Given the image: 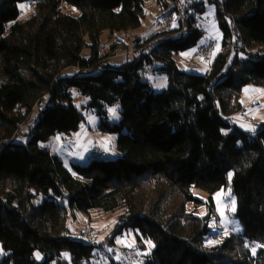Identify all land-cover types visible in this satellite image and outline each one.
I'll return each mask as SVG.
<instances>
[{"label": "trees", "instance_id": "trees-1", "mask_svg": "<svg viewBox=\"0 0 264 264\" xmlns=\"http://www.w3.org/2000/svg\"><path fill=\"white\" fill-rule=\"evenodd\" d=\"M168 1L156 4L163 9ZM215 2L222 39L210 70L197 75L173 59L202 41L191 28L135 36L143 55L118 66L108 61L119 55L116 45L100 52L112 32L141 26L145 0H0V264H117L110 250V260L95 259L96 241L63 234L69 217L93 209L118 212L114 235L132 229L134 247L153 241L145 264H264V248L249 247L264 244V122L248 131L227 117L242 110L245 85L264 86V0ZM19 4L31 5L32 14L21 18ZM240 43L256 51L241 47L240 56ZM155 63L168 77L160 92L142 81V70ZM73 87L90 98L101 130L117 135V157L68 168L41 147L83 121ZM116 102L121 118L112 124L105 108ZM37 105L28 141L14 143ZM231 171L240 229L213 241L211 217L203 222L187 204L201 203L193 187L212 201Z\"/></svg>", "mask_w": 264, "mask_h": 264}, {"label": "rangeland", "instance_id": "rangeland-1", "mask_svg": "<svg viewBox=\"0 0 264 264\" xmlns=\"http://www.w3.org/2000/svg\"><path fill=\"white\" fill-rule=\"evenodd\" d=\"M208 5H212V8H209ZM215 5L216 2L214 0L207 3V12L214 17L213 21L209 25V32L219 43L222 39V31L218 26V18L215 15ZM61 6L68 14L73 16L80 15V11L69 3H62ZM19 7H21L23 11L21 18H26L32 14L31 5L19 4ZM160 9L161 8L158 7L155 0H145L144 16L141 19V26L133 31L134 36L141 37V40H144L160 30H177L175 25L172 28H160L154 24V16L160 11ZM204 39L205 37L203 36L202 40ZM86 41L88 42V40ZM104 42H107V40L104 39ZM241 47L245 48L248 52L256 51V48H247L240 43L238 50H236V53L240 56H243ZM218 49L219 48L217 47L216 51ZM109 50L110 48L102 53L107 54ZM126 52L127 51L123 49L118 51V54L122 53L121 55H114L113 57L109 56V64L111 66H118L127 59H130L132 55H128ZM82 54L86 56L88 54V48L85 47ZM212 58H202L196 53L194 46L187 50L179 51L173 54V59L179 70L197 75H204L208 72V70H210ZM156 66H158V64L155 63L146 67L150 68L151 72L143 76L142 81L148 83L155 92H160L167 87L168 77L164 73L153 70ZM71 72L72 69H68L66 73L69 74ZM71 96L74 106L83 116V121L81 122L79 128L68 133H56L47 141L41 142V147L48 149L52 155L57 156L68 168H71L73 164L83 166L90 162L91 156L89 155V151L94 140L99 142L111 158L117 157L119 155V151L116 147L117 135L115 133H109L101 130V116H99L94 109L88 107L90 98L81 94L77 87L71 88ZM238 99L243 108L238 115L232 119V121L243 130L252 131L256 129L264 122V86L249 83L242 88ZM42 105L35 106L33 111L28 115L29 121L19 127L14 143L24 144L28 141L29 136L26 132L28 131L29 125L33 123L34 120H38V111L41 109ZM105 109L107 113L106 118L110 123L113 124L120 121L121 104L119 102L107 105ZM112 110L115 111L113 112ZM242 115H246L250 121L248 123L243 122ZM232 176L233 172L231 171L228 174V185L212 194L216 205L214 212L222 223L226 222V217L224 216L225 210L229 208L230 211H234L236 206L235 198L230 187ZM191 191L194 197L201 200V203L196 205L193 202H189L187 204L188 210L193 211V213L198 216H205L207 211L206 206L210 199L209 193L196 187H193ZM117 213L118 212H101L93 209L90 210L89 213H77L75 218L69 217L67 221H72L75 224V227H83L86 224L95 227L98 231V234L95 237L96 243H99L106 250L112 251L113 249H118L122 246H127L128 244V246H133V243L135 242V233L132 229L124 230L122 233L114 235ZM215 214L211 216L209 221V226L211 228H213L215 224ZM235 227L237 230L240 229V226H236V224ZM69 234L76 236L77 238H82V236L78 234V231L75 229H72ZM113 237L114 241L111 242ZM145 243L147 248L144 252L150 253L154 248V243L152 240H145ZM94 252H96V249ZM5 253L6 252L3 250L0 242V258ZM36 258L41 259L42 255L40 253H36ZM115 258L118 259V257Z\"/></svg>", "mask_w": 264, "mask_h": 264}, {"label": "built area", "instance_id": "built-area-1", "mask_svg": "<svg viewBox=\"0 0 264 264\" xmlns=\"http://www.w3.org/2000/svg\"><path fill=\"white\" fill-rule=\"evenodd\" d=\"M209 1L212 0H169L166 6L163 9H160V11L154 16V24L160 28H172L175 25L178 32H182L187 28L198 31L205 37V39L194 46L196 53L204 59H211L218 47V41L209 32V25L214 18L207 12V3ZM214 1L225 2L226 0ZM135 38L136 37L131 30L115 31L112 32L110 39L107 40V42L102 41L98 48L102 53L103 51L109 49L112 45H116L119 50L125 49L127 54L138 58L143 55V48L136 45L137 42ZM149 72H151V69L145 68L142 70V75L145 76ZM238 113L228 115L227 117L232 120L238 115ZM242 121L248 123L250 120L246 115H242ZM89 155L91 158L98 160L111 159L110 155L96 140H94L91 144ZM206 207V215L211 217L215 214V208L212 204L208 203ZM206 215L203 217L200 216V218L204 219ZM224 216L226 217V222L222 223L215 214L214 228L209 235L210 240L216 241L221 239L226 234L236 233V229L233 225L232 212L229 208L225 210ZM72 229L77 230L88 243H95V237L98 234L95 227L88 224L83 227H75V224L72 221H67L63 234H69ZM249 247L264 248V244L259 245L250 243ZM95 253L98 260H110L111 258L110 252L102 246L97 247ZM152 257L153 255L151 252L146 253L144 250L136 247L126 246L121 251L120 257L116 260V263L118 261L117 264H145L147 261H152Z\"/></svg>", "mask_w": 264, "mask_h": 264}, {"label": "crops", "instance_id": "crops-1", "mask_svg": "<svg viewBox=\"0 0 264 264\" xmlns=\"http://www.w3.org/2000/svg\"><path fill=\"white\" fill-rule=\"evenodd\" d=\"M208 6H209V5H208ZM208 6H207V7H208ZM210 7L212 8V5H210L209 8H210ZM120 55H121V54H120ZM209 202H211L212 205L214 206V208H216V205H215V201H214V199H213V196H212V201H209ZM132 243H133V242H132ZM128 245H129V244H128ZM128 245H127V246H128ZM102 247H103V246H102ZM124 247H126V246H122L121 248L113 249V250H112L114 260H118V259L115 258V257H118V258L120 257V253H121V251L123 250Z\"/></svg>", "mask_w": 264, "mask_h": 264}, {"label": "bare ground", "instance_id": "bare-ground-1", "mask_svg": "<svg viewBox=\"0 0 264 264\" xmlns=\"http://www.w3.org/2000/svg\"><path fill=\"white\" fill-rule=\"evenodd\" d=\"M204 221H205V219L203 220V222H204ZM210 233H211V232H210ZM210 233H209V235H210ZM209 235H208V238H209ZM94 257H95V259H97L96 256H94ZM97 260H98V259H97Z\"/></svg>", "mask_w": 264, "mask_h": 264}, {"label": "snow or ice", "instance_id": "snow-or-ice-1", "mask_svg": "<svg viewBox=\"0 0 264 264\" xmlns=\"http://www.w3.org/2000/svg\"><path fill=\"white\" fill-rule=\"evenodd\" d=\"M113 112L115 111V110H112Z\"/></svg>", "mask_w": 264, "mask_h": 264}]
</instances>
